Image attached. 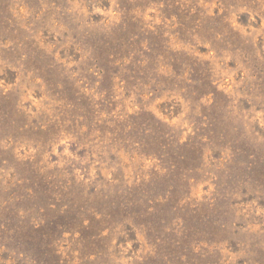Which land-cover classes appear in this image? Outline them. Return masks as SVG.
Here are the masks:
<instances>
[{
    "label": "rangeland",
    "instance_id": "374dc122",
    "mask_svg": "<svg viewBox=\"0 0 264 264\" xmlns=\"http://www.w3.org/2000/svg\"><path fill=\"white\" fill-rule=\"evenodd\" d=\"M0 264H264V0H0Z\"/></svg>",
    "mask_w": 264,
    "mask_h": 264
}]
</instances>
